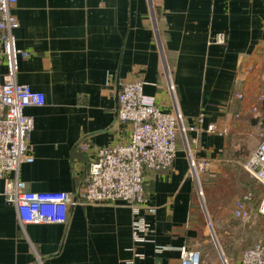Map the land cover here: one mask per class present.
<instances>
[{"label": "crops", "instance_id": "obj_1", "mask_svg": "<svg viewBox=\"0 0 264 264\" xmlns=\"http://www.w3.org/2000/svg\"><path fill=\"white\" fill-rule=\"evenodd\" d=\"M12 13L16 79L45 96L29 106L31 162L17 178L31 191H65L75 201L94 150L123 141L130 127L115 116L118 82L139 79L143 93L185 125L203 115L193 155L213 177V197L200 201L189 157L177 138L171 166L146 172L153 213L135 218L125 202L76 200L64 223L20 228L0 179V264H180V249L199 264H237L264 243L257 211L263 188L243 168L264 135V0H16ZM218 35L223 42H216ZM6 72L0 57V84ZM238 95V96H237ZM194 136V133H189ZM201 188V187H200ZM244 196H248L245 199ZM243 201L250 218L235 215ZM143 220L141 240L132 234Z\"/></svg>", "mask_w": 264, "mask_h": 264}, {"label": "built area", "instance_id": "obj_2", "mask_svg": "<svg viewBox=\"0 0 264 264\" xmlns=\"http://www.w3.org/2000/svg\"><path fill=\"white\" fill-rule=\"evenodd\" d=\"M15 3L16 0H0V57L6 66L0 84V179L14 174L13 179L6 182L2 194L14 205L20 228L27 224L64 223L69 206L76 200L87 204L125 202L135 218L141 210L153 213L155 208L149 205L145 191L146 172L163 171L171 166L178 151V136L189 157V173L201 196L197 173L203 167L193 155V146L202 132L216 131L215 125L201 127L203 115L196 117L193 125H185L178 111H164L153 97L146 96L144 82L139 79L118 82L115 93V116L120 123L129 125L128 137L94 150L87 143L81 146L90 154V161L75 201L69 192L27 189L25 182L17 178L20 165L32 161L29 140L33 120L24 109L44 105L45 96L16 79L18 58L26 52L15 44L13 30L18 26L12 13ZM216 42H223V36L218 35ZM189 133L194 136L190 137ZM243 168L263 188L257 211L264 216V135ZM234 212L244 221L250 218L242 200L236 202ZM132 230L133 238L141 240L139 233L145 232L147 225L137 219L133 221ZM199 262L197 251L180 249V264ZM237 264H264V243L255 242L245 249Z\"/></svg>", "mask_w": 264, "mask_h": 264}, {"label": "rangeland", "instance_id": "obj_3", "mask_svg": "<svg viewBox=\"0 0 264 264\" xmlns=\"http://www.w3.org/2000/svg\"><path fill=\"white\" fill-rule=\"evenodd\" d=\"M256 143L257 141L255 140V137L248 136L247 141L243 145V148L245 150H253L256 146ZM197 175L199 186L201 187V196L199 195V198L201 202L205 203V200L208 198L207 191H210V195L213 197V177L211 175H208L205 170L198 171Z\"/></svg>", "mask_w": 264, "mask_h": 264}]
</instances>
